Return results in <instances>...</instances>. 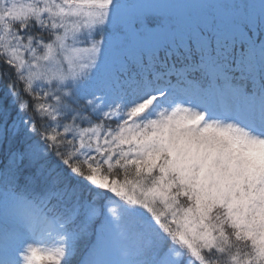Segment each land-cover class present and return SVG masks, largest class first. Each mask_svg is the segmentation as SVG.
<instances>
[{
  "label": "snow or ice",
  "instance_id": "obj_1",
  "mask_svg": "<svg viewBox=\"0 0 264 264\" xmlns=\"http://www.w3.org/2000/svg\"><path fill=\"white\" fill-rule=\"evenodd\" d=\"M0 264H264V0H0Z\"/></svg>",
  "mask_w": 264,
  "mask_h": 264
}]
</instances>
